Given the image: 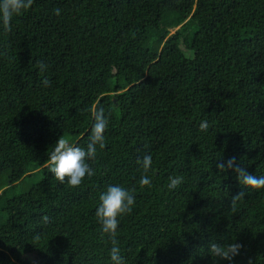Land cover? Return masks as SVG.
I'll return each mask as SVG.
<instances>
[{"label": "trees", "instance_id": "obj_1", "mask_svg": "<svg viewBox=\"0 0 264 264\" xmlns=\"http://www.w3.org/2000/svg\"><path fill=\"white\" fill-rule=\"evenodd\" d=\"M94 104L106 146L71 187L48 154L61 135L86 146ZM232 157L264 175V0H34L0 25V264H111L95 213L115 184L135 189L116 237L125 264H264V188L219 172ZM211 242L243 247L215 260Z\"/></svg>", "mask_w": 264, "mask_h": 264}, {"label": "clouds", "instance_id": "obj_2", "mask_svg": "<svg viewBox=\"0 0 264 264\" xmlns=\"http://www.w3.org/2000/svg\"><path fill=\"white\" fill-rule=\"evenodd\" d=\"M34 3V0H0V25L4 31H11L12 21L15 17L21 16L28 11ZM56 15L60 14V10H54ZM37 66L43 75L47 70V65L42 61L37 62ZM45 87L49 86L50 81L45 76L43 80ZM93 118L91 134L86 146H80L71 139L61 135L53 145L48 154L47 166L51 174L60 181L67 183L71 187H79L84 178L95 175V170L90 167L88 161L96 156L97 145L102 149L105 145V132L109 127V118L106 115L105 108L102 105L94 104L90 108ZM201 129L207 128V123H201ZM143 172L139 179V186L144 188L152 185L149 173L153 171V158L150 154H146L138 161ZM219 172L231 170L236 173L239 183L248 189L264 188V175L257 176L249 173L236 162V158H229L226 162L219 160L216 164ZM183 182L182 176L169 177V189H175ZM135 189H128L120 184L109 185L107 189L99 196V205L96 208V217L101 226L103 235L111 239V248L109 251L111 264H125L124 256L121 254L119 242L116 239L117 231L120 225V218L132 212L135 205ZM245 193L239 192L231 198L230 209L236 211L237 202L242 200ZM45 219H47L45 217ZM243 246L239 243L220 244L211 242L208 251L210 256L227 260L231 262Z\"/></svg>", "mask_w": 264, "mask_h": 264}, {"label": "rangeland", "instance_id": "obj_3", "mask_svg": "<svg viewBox=\"0 0 264 264\" xmlns=\"http://www.w3.org/2000/svg\"><path fill=\"white\" fill-rule=\"evenodd\" d=\"M64 137H67L74 142V140L71 137L69 136H64ZM41 178H42L41 173L36 172L31 177L23 179L19 184L11 188L9 196L13 197V196L24 194L29 189H31L33 186H35L36 183L41 180ZM2 181L5 182L4 178L2 179Z\"/></svg>", "mask_w": 264, "mask_h": 264}]
</instances>
